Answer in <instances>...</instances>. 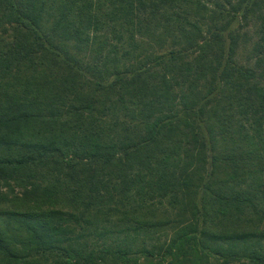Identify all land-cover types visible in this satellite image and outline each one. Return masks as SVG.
<instances>
[{
  "label": "trees",
  "instance_id": "16d2710c",
  "mask_svg": "<svg viewBox=\"0 0 264 264\" xmlns=\"http://www.w3.org/2000/svg\"><path fill=\"white\" fill-rule=\"evenodd\" d=\"M0 264H264V0H0Z\"/></svg>",
  "mask_w": 264,
  "mask_h": 264
}]
</instances>
